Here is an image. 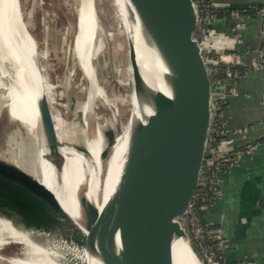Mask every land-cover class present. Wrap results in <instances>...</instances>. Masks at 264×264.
<instances>
[{"label": "water", "instance_id": "obj_1", "mask_svg": "<svg viewBox=\"0 0 264 264\" xmlns=\"http://www.w3.org/2000/svg\"><path fill=\"white\" fill-rule=\"evenodd\" d=\"M123 1L132 91L142 112L149 113L132 129L117 190L98 211L87 199L85 188L80 189L76 201L89 225H78L36 176L0 156V218L33 242H64L103 264H173L172 243L178 238L187 242L201 264L193 244L211 201L218 166L213 147L219 112L212 75L194 38L195 2ZM154 60L161 71L155 72L157 80L149 81L141 62ZM36 103L49 135L56 182L61 183L64 160L60 148L69 145L86 158L89 154L84 145L62 144L45 93ZM117 135L105 131L103 149L110 151ZM104 155L102 151V163ZM14 253L12 247L0 250L7 257Z\"/></svg>", "mask_w": 264, "mask_h": 264}, {"label": "bare ground", "instance_id": "obj_2", "mask_svg": "<svg viewBox=\"0 0 264 264\" xmlns=\"http://www.w3.org/2000/svg\"><path fill=\"white\" fill-rule=\"evenodd\" d=\"M92 2L93 0H79L78 31L73 44L75 58L87 80L88 109L98 94L92 62L98 40V26ZM114 4L124 29L127 20L125 2L114 0ZM21 6L19 0H0V88L5 93V99L0 102V156L23 168L27 162L34 163L36 170L27 171L36 176L56 196L64 211L80 225L84 214L76 201L77 192L85 186L87 199L101 211L107 198L117 190L127 162L132 129L149 111H145V114L142 112L134 95L128 125L117 135L105 166L101 162L104 136L99 129L95 128L93 134L83 143L89 158L71 146L63 145L60 148L64 160L62 182L57 183L49 135L45 130L42 112L36 103L40 94L45 93L50 105V86L42 76L39 55L28 32ZM147 62H141L144 73L149 81L157 80L155 72L161 71L160 64L155 60ZM52 117L58 137L62 141L63 138L59 135L61 131L57 130L60 120L53 113ZM66 135L68 138L66 140L64 137V142H75L70 133ZM0 234L8 237L7 240L0 237V242L4 244H1L0 250H9L10 243L20 245L12 256L0 255L10 264H78L80 257L82 259L79 264H103L83 249L68 246L64 242H48L45 245L33 242L27 234L15 229L3 218H0ZM116 249L120 250L119 242ZM172 257L173 264H200L182 238L173 241Z\"/></svg>", "mask_w": 264, "mask_h": 264}, {"label": "crops", "instance_id": "obj_3", "mask_svg": "<svg viewBox=\"0 0 264 264\" xmlns=\"http://www.w3.org/2000/svg\"><path fill=\"white\" fill-rule=\"evenodd\" d=\"M229 15L214 18L208 27L211 53L236 52L246 70L226 82L230 97L226 126L232 148L250 145L236 164L216 177L217 196L203 213L224 239L226 264L264 263V27L257 9L264 0H211ZM252 5L251 7H248ZM254 12H250L253 11Z\"/></svg>", "mask_w": 264, "mask_h": 264}, {"label": "rangeland", "instance_id": "obj_4", "mask_svg": "<svg viewBox=\"0 0 264 264\" xmlns=\"http://www.w3.org/2000/svg\"><path fill=\"white\" fill-rule=\"evenodd\" d=\"M19 2L39 55L42 76L50 86V108L60 120L57 130L61 131L59 135L63 138L62 144L65 143L64 137L66 140L68 138L67 133L71 134L76 145L83 146L95 128L102 135L109 130L113 136L123 128L126 129L134 94L125 33L114 0H93L98 40L92 62L98 94L89 109L86 105L87 82L73 52L79 0ZM4 99V90L0 88V102ZM108 150V147L103 149V166ZM24 168L28 171L36 170L32 162H27ZM84 188L85 186L82 190ZM80 222L86 227L89 225L87 216ZM0 237L8 239L5 234H0ZM1 244L0 242V246ZM9 245L14 252L20 248L18 244ZM193 248L196 249L194 244ZM81 259L82 257L77 260L78 264ZM0 264L10 263L0 256Z\"/></svg>", "mask_w": 264, "mask_h": 264}, {"label": "built area", "instance_id": "obj_5", "mask_svg": "<svg viewBox=\"0 0 264 264\" xmlns=\"http://www.w3.org/2000/svg\"><path fill=\"white\" fill-rule=\"evenodd\" d=\"M212 3V2H211ZM213 5V4H212ZM214 6V5H213ZM196 8V4H195ZM257 12L263 18L264 27V7L257 9ZM197 27L194 33V38L198 42L201 54L204 61L209 67L212 75L211 65H217L218 63H224L226 65H241L239 55L236 52L228 51L224 53H211L209 47L212 43V38L208 34V27L211 25L215 15L206 12L204 15H200L197 11ZM211 54H214L211 55ZM264 63V59H262ZM238 77V73L232 70H226L225 79H215L212 76L215 85V95L218 100V112H219V132L215 146L213 147V155L215 156L218 166L213 173L211 183V201L216 198L217 194L214 191V184L216 177L221 172L227 170L232 165L236 164L241 154L248 150L250 145H244L239 148H232L231 144L233 139L229 135V130L226 126V111L228 99L230 97L229 90L226 86V82L230 79ZM261 142L264 144V134L261 137ZM196 249L194 250L197 254L201 264H226L224 262L223 249L224 239L222 237L220 229L212 222L203 221L199 227L196 236L195 243ZM241 264H258L254 262H242ZM264 264V263H260Z\"/></svg>", "mask_w": 264, "mask_h": 264}, {"label": "trees", "instance_id": "obj_6", "mask_svg": "<svg viewBox=\"0 0 264 264\" xmlns=\"http://www.w3.org/2000/svg\"><path fill=\"white\" fill-rule=\"evenodd\" d=\"M196 4V8L198 13L202 16L206 12H210L215 15V18H220L226 15H229L231 13V9L229 8H217L212 5L211 0H194ZM250 12H254L250 11ZM214 56V54H211ZM212 70V76L215 79H225V72L226 70H232L238 73V77L234 79H230V82H235L237 79L244 73L246 70L242 65H226L224 63H218L217 65H211L210 66ZM261 141V140H260ZM242 148V147H241Z\"/></svg>", "mask_w": 264, "mask_h": 264}]
</instances>
